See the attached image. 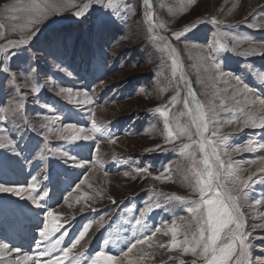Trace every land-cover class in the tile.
Segmentation results:
<instances>
[{"label": "rangeland", "instance_id": "1", "mask_svg": "<svg viewBox=\"0 0 264 264\" xmlns=\"http://www.w3.org/2000/svg\"><path fill=\"white\" fill-rule=\"evenodd\" d=\"M86 1L55 0L62 7L51 9L45 8L46 0H0V144L5 145L0 147V183L12 184L11 178L4 179L12 159L20 160L29 174L28 186L17 184L25 189L20 196L0 193L4 224L16 223L20 206L24 211L35 207L26 205L28 193L39 204H51L47 213L53 216L44 217L54 224L47 229L62 226L56 239L66 231L65 247L88 229L69 260L83 253L82 264H92L103 253L116 257L117 264L129 259L206 264L202 248L195 255L182 250L192 247L183 243L186 234L191 240L203 227L209 235L204 220L187 211L200 200L193 190V162L196 171L207 175L199 147L203 133L224 164L232 165L220 169L219 182L236 197L245 221L240 218L241 231L250 233L247 264H264V173L259 172L264 168V128L259 120L244 123L246 112L264 116V0H93L79 21L40 31ZM33 2L41 9L33 16L12 10ZM213 18L222 23L214 24ZM34 19L39 23L28 24ZM30 36L37 38L32 44L19 43ZM11 39L17 43L2 51ZM197 103L207 123L199 132ZM222 103L231 111L221 110ZM93 120L101 132L92 130ZM166 120L171 142L165 139ZM69 123L74 130H65ZM73 135L92 138L61 139ZM90 144L92 161L83 171L81 156ZM208 148L215 172L218 162L213 147ZM59 183L67 191L52 202ZM173 222L178 228L175 248ZM156 228L161 230L150 241L136 244L123 257ZM33 261L47 264L45 258Z\"/></svg>", "mask_w": 264, "mask_h": 264}, {"label": "snow or ice", "instance_id": "2", "mask_svg": "<svg viewBox=\"0 0 264 264\" xmlns=\"http://www.w3.org/2000/svg\"><path fill=\"white\" fill-rule=\"evenodd\" d=\"M62 7V5L55 2V0H46L45 8H51V9H57ZM85 8L87 5L84 6ZM13 11H20L23 13H26L28 16H33L36 13H39L41 11L40 5L33 2L32 4L27 5L24 8H13ZM77 17L83 15V9L77 11L75 13ZM11 19L16 20L17 17L13 16ZM212 22L214 24L216 23H222L220 21H216L215 18H213ZM32 23H39L38 19L29 20L28 24ZM4 25L0 23V29H2ZM17 26H13V31L16 30ZM27 27V25H25ZM194 27V26H193ZM151 31V29H149ZM35 32L31 33V36H34ZM177 39L180 38L181 33H174L173 34ZM31 36L29 38H31ZM162 39V38H159ZM10 44L14 43L12 41L9 42ZM19 43H27L26 40H21ZM215 52L216 49H213ZM173 65L176 64L175 59L172 61ZM215 67L219 69L220 65L218 63H215ZM7 71V69H5ZM14 79V77H13ZM236 80L239 82L240 78L236 77ZM247 85H244V88L247 89ZM70 91V90H69ZM227 91V89H225ZM189 94H191V89L189 90ZM236 93L233 94L235 96ZM175 99V98H174ZM240 101L237 100L236 104H239ZM260 104L264 105V99L260 100ZM22 107V105L20 106ZM185 107H188L187 101H185ZM221 110L228 112L231 111L230 109L226 108L224 104L222 103L220 105ZM157 111H160V109H157ZM196 111L199 113V115L196 117L200 121V123L197 124V130L198 132L201 130L207 129V123L205 122V114L202 111V106L197 103L196 104ZM213 112V115H215V110H211ZM241 112H245L246 110L241 108ZM162 115L165 117L168 116V113L166 111L162 112ZM259 120V126L264 128V116L255 117L251 112H246V119L244 120V123L247 124L248 121H252L253 124L256 123V121ZM74 124H67L65 130H74L75 129ZM165 129L167 130V137L166 142H171L173 137V131L169 127V124L167 120L165 121ZM92 130L94 132H101L102 129L99 127L95 120H93L92 123ZM213 137L218 136V131L212 133ZM92 137L89 135L84 136H61V139H83L88 140ZM220 140H226V136H220L218 137ZM112 142L114 143L115 140L113 139ZM7 143L9 145H13L12 150L14 151L15 145L12 140H8ZM212 146L213 147V155L216 156V160L218 162V167L215 172L211 170V166L209 163V156L206 152L207 147ZM0 147H5L4 144H0ZM157 148L160 146L157 145ZM200 151L205 153L203 163L207 166L205 168L206 177L200 173L199 171L195 170L194 163L193 162V175L196 178V183L193 186L194 191H199L200 194V200L194 201L195 207H189L187 209L188 212L197 214L198 218L201 220H204V222L207 224V231L209 235L207 237L205 236V228L201 227L199 229V236L197 237L196 234H193L191 237V240L188 238L187 234L185 235V239L183 243L185 245L191 244L192 247H184L182 250L183 252L187 253L188 251H192V253L195 255L197 254V249L202 248V252L200 253L201 258H203L206 261V264H229L230 261L234 260V264H247V256H248V248L249 245L245 243L247 236L246 234L241 231L243 228V222L241 221L240 217L242 213L240 212V206L236 202V197L231 195L230 191L225 188L223 184H221L219 181L221 179L220 169L221 168H231V163L225 165L224 162L220 159L218 155H216L215 146L213 145L212 140H208L206 142H200L199 144ZM236 151H239L240 149H235ZM264 159V157H262ZM143 170L147 171V169H138V171ZM260 173H264V168H261L259 170ZM127 175V173H125ZM156 179H160L159 176L155 177ZM252 177H249V180H251ZM244 186H247V181L243 182ZM223 189V191H222ZM35 190L34 188L32 189ZM25 191L24 188L15 186L13 184H4L0 183V193H10L16 196H20ZM47 195V193H45ZM211 196V198H208ZM173 198L177 201L184 200L183 197L176 196L173 194ZM32 202L34 204H37L35 197H30ZM43 199V198H41ZM39 207L40 205L37 204ZM203 210V211H202ZM47 215L49 217L53 216L52 212H48ZM206 216V219H204ZM136 223L139 225L141 224L140 220H137ZM160 228H156L154 232L151 233V235H145L142 239H137L135 243L131 244L127 251L123 252V257L127 258L129 256V253L132 252L133 248L136 247V244H143L146 241H150L152 237L156 234V232H160ZM54 231H59V229H54ZM88 231L87 228H85L83 231L79 233V237L74 239V241L71 243L70 247H61L60 245L63 243L65 235H67V232L65 231L62 233L58 239L55 241L50 240V233L45 231L41 233V236L44 240L49 241V247L45 252H41V256L49 255L53 251H57L58 255L55 257H50L47 260V264H64V261L69 260L70 253L73 252V249L77 247V244L80 243V240L83 239L85 233ZM172 232V239H171V246L172 248H175L177 245V232L178 228L175 225V222H173V227L171 229ZM105 243H108V241H105ZM7 247V246H5ZM39 247V245H37ZM159 247L163 248L164 245L160 244ZM16 251H19V249H16ZM209 253L211 255L209 256ZM83 255V253H75L74 257H79ZM26 259L30 257H25ZM38 264V262H37ZM92 264H117V258L114 256H108L104 255L103 253H97L96 258L92 260ZM128 264H137L136 261H133L131 259L128 260ZM193 264H196L195 261H193Z\"/></svg>", "mask_w": 264, "mask_h": 264}, {"label": "bare ground", "instance_id": "3", "mask_svg": "<svg viewBox=\"0 0 264 264\" xmlns=\"http://www.w3.org/2000/svg\"><path fill=\"white\" fill-rule=\"evenodd\" d=\"M92 1L93 0L86 1V3L81 8V9H83V15L87 12L89 7L93 3ZM85 5H87L86 8L84 7ZM81 9H78L77 11H79ZM77 11H73L71 13H68L67 16H62L60 18L59 17L53 18L51 20V22H49V24L46 26L44 25V27L40 31L41 32H43L44 30L46 31L47 29H49V27L52 28L55 25L60 26V25H63L65 23H68L71 21L72 22L79 21V19H81L83 17V15L77 17L75 15V13ZM59 23H62V24H59ZM33 39L35 40L37 38H30V39L26 40L27 41L26 44H28V41H31ZM19 40H21V38ZM10 41L17 43V40L11 39V40L7 41L6 43L3 44L2 51H5L6 49H8V47H10V45H11L9 43ZM93 148H94L93 144H90L89 148H85V149L83 148L84 149L83 150V156H81L82 159L80 160L81 165L79 166V169L84 171L87 169V167L88 168L90 167V164L92 161V158L90 156L92 155V153L94 151ZM9 163L12 166V168H11V170H10V168L6 170L7 174H6V178H4V179L6 180L8 178H11V179H9V181H11L12 184L15 186H18L17 184H20V185L23 184L21 187L28 186L29 174H28V172L23 171V165H22L21 161L17 160V159H12V160H10ZM1 171H0V175L2 176ZM14 172H16V174H14ZM75 174H77V173H75ZM78 178H80V177H78ZM75 179H77V178H75ZM71 180H74V179L71 178ZM24 183H25V185H24ZM58 188H60V189H58ZM54 190H55V192H54V197L52 198V202L59 200L62 197V195L67 191L66 186L61 185V183L56 185ZM26 196H27L26 205L35 206V207H31V208L27 207L26 208L27 211H24V208L22 206H20L18 211L15 208V210H16V215H15L16 223L9 222V225H6L4 223L6 222L7 219L4 222L3 219L0 218V221L1 222L3 221L2 225L0 226V264H36L33 261V259L35 257H38L40 259L45 258L48 260L50 257H55L58 255L57 251L56 252L53 251L49 255H45V256L40 255L41 252H45L49 247V241L44 240L43 237L41 236V233L45 232V231L49 232L50 233V240L55 241L57 238L56 236L58 235L59 231L63 228L61 226L59 231L51 230L53 227L47 229V227L49 225L54 224L52 221H49L47 218L45 219V217H44V216L47 217V209L52 208L51 204H50V206H47L45 204H39V201H38L37 204L40 205L38 207L37 204H34L32 202V200L30 199V197H34V195L31 196L30 194L27 193ZM36 201H37V198H36ZM10 210H12V209H10ZM240 212H241V210H240ZM240 218L244 221V217L242 215ZM244 223H245V221H244ZM57 229H59V228H57ZM245 234L247 236L245 243L247 244L250 233L248 231H246ZM4 240H6L7 243ZM123 240L126 241V237H125V239H121V242ZM124 241H123V247L125 246ZM8 243H10V244H8ZM65 244H66V241L63 240V243H62L63 247H65ZM37 245H39V247H37ZM5 246H7V247H5ZM16 249H19V251H16ZM72 256H74V255H72ZM25 257H30V258L26 259ZM83 262H84V258L82 256L80 259H78V257H74L71 260H66V261H64V264H82Z\"/></svg>", "mask_w": 264, "mask_h": 264}, {"label": "water", "instance_id": "4", "mask_svg": "<svg viewBox=\"0 0 264 264\" xmlns=\"http://www.w3.org/2000/svg\"><path fill=\"white\" fill-rule=\"evenodd\" d=\"M70 23H72V21L70 22ZM49 24V23H48ZM48 24H46V25H48ZM45 25V26H46ZM45 31V30H44ZM33 43V40H31V41H28V44H32ZM26 44V43H25ZM202 139H204V141L206 142V139L204 138V136H203V133H201V136H200ZM209 148L207 147V152H209V150H208ZM209 154V153H208ZM210 155V154H209ZM211 156V155H210Z\"/></svg>", "mask_w": 264, "mask_h": 264}]
</instances>
